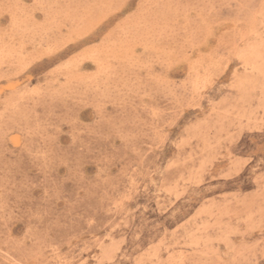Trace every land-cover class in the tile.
<instances>
[{
  "label": "rangeland",
  "instance_id": "1",
  "mask_svg": "<svg viewBox=\"0 0 264 264\" xmlns=\"http://www.w3.org/2000/svg\"><path fill=\"white\" fill-rule=\"evenodd\" d=\"M0 264H264V0H0Z\"/></svg>",
  "mask_w": 264,
  "mask_h": 264
}]
</instances>
